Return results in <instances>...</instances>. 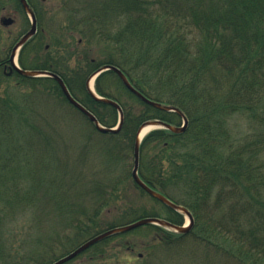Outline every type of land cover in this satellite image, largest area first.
<instances>
[{"label":"trees","instance_id":"16d2710c","mask_svg":"<svg viewBox=\"0 0 264 264\" xmlns=\"http://www.w3.org/2000/svg\"><path fill=\"white\" fill-rule=\"evenodd\" d=\"M66 1L62 12L70 20L53 30L48 50L42 31L38 50L26 43L20 67L35 69L29 55L40 53L45 69L59 74L105 127L118 124L119 112L97 101L87 80L107 64L147 98L179 108L188 118L185 132L150 130L140 144L138 171L145 184L187 208L194 226L182 234L145 225L65 264L84 255L101 264L119 248L153 256L161 248L188 255L193 264H264V0H77L74 8ZM14 6L29 24L19 0ZM31 7L42 16L36 0ZM56 22L51 16L49 27ZM93 45L98 58L91 56ZM5 62L9 55L1 53ZM13 71L8 77L0 70V86L8 84L0 92V264H52L88 239L145 217L183 225V214L132 177L141 125L159 119L179 126L178 114L146 104L114 71H105L96 78L97 94L117 101L124 118L119 132L103 133L54 79ZM49 97L89 127L78 158L65 164L57 156L55 129H40L36 108L50 105ZM238 119L246 127L236 132ZM12 159L35 171L4 180L2 168ZM86 163L91 169L84 172Z\"/></svg>","mask_w":264,"mask_h":264},{"label":"rangeland","instance_id":"374dc122","mask_svg":"<svg viewBox=\"0 0 264 264\" xmlns=\"http://www.w3.org/2000/svg\"><path fill=\"white\" fill-rule=\"evenodd\" d=\"M62 1L63 0H36L37 7L39 10H41L42 13L41 17L44 18L43 23V30L44 35H46V39H44V43L42 47L46 44H50L49 36L53 35L55 29H58L62 23H66L70 20L69 14L67 15L64 11L62 12ZM66 2L69 3V7L74 8L76 7L77 0H67ZM42 3V4H41ZM74 6V7H73ZM2 16L11 17L15 19V23L13 25H10L8 27H1L0 23V54H10V46L12 43L18 38L19 33L22 29V26L24 25V21H21L19 16L21 17L20 13L15 12V6L14 1L10 0H0V19ZM53 16L55 19L57 18V25L50 24L49 27V19ZM43 33V32H42ZM40 32V35L42 34ZM78 37V36H77ZM78 39V38H77ZM12 47V46H11ZM32 47V46H31ZM92 58H98L100 57V50H98L97 45H93L92 47ZM33 54L30 53L29 58L32 59ZM35 59V57H33ZM74 62H71V65ZM96 80H93L92 89L94 92L97 93L95 88ZM7 83H4L0 86V92L3 93L7 89ZM13 87L14 82L12 83ZM15 88V87H14ZM11 88H8V90ZM22 90V89H21ZM10 94H5L4 96H9ZM11 97H13L11 95ZM48 102L50 105H37L38 107L37 112L39 115L38 119L39 122H42V127L40 126V129H55L52 130L54 133L56 139H58V143L56 144L58 146L57 150V156L60 158L61 161L64 162H71L74 160V158L79 155V151L83 145V131L84 129H89L87 124L84 122L83 118H81L77 113L73 111V109H68V111H65V109H62L59 107V101L52 100L51 97H49ZM6 101L9 99H5ZM10 103V101H8ZM12 104V102L10 103ZM40 104V103H39ZM56 104V105H55ZM42 107V108H41ZM61 108V109H60ZM68 112V113H67ZM19 115H15V119H18ZM5 119V118H4ZM25 119V118H24ZM24 122V121H23ZM24 123H27L26 121ZM234 125L236 129H234L236 132L244 130V127H246L245 122L239 119L237 122H234ZM178 126V125H176ZM2 129V127H0ZM26 129H30V127H27ZM153 130V129H152ZM148 133V132H147ZM2 142H0V150H1ZM41 151L43 152V147H39ZM1 153V151H0ZM71 160V161H70ZM10 161V160H9ZM8 161V168L6 167V170L4 169V166L2 170H4V174L8 176H4V180H11L13 181L14 178L19 179L20 177L26 176L27 172L35 171L33 169L32 164L30 163V167L27 166V164L24 163H18V160L12 159V162ZM41 162H43V158L41 159ZM5 163V160L3 161ZM2 163L0 162V165ZM92 164V163H91ZM90 168L91 165L89 163H86L85 166L82 167V170H85L87 168ZM11 168V169H10ZM91 169V168H90ZM11 170V171H9ZM95 168H93V171ZM92 171V172H93ZM2 176V175H0ZM2 180L3 182H5ZM15 180V179H14ZM188 223V218L185 216L184 223ZM187 246V245H185ZM188 248V247H187ZM185 248V249H187ZM121 249V248H119ZM117 249L118 253H116V256H112L111 258H108L104 260L101 264H193L191 257L185 254H178L173 253L172 251H164L161 248L159 249L156 254L149 255L148 252L141 251L140 249H137L135 251H127L125 248H122L121 250ZM77 264H94L93 262L88 261L87 255L82 256L77 261Z\"/></svg>","mask_w":264,"mask_h":264},{"label":"water","instance_id":"95a60500","mask_svg":"<svg viewBox=\"0 0 264 264\" xmlns=\"http://www.w3.org/2000/svg\"><path fill=\"white\" fill-rule=\"evenodd\" d=\"M20 2L22 4V7L24 8V11L26 12V14L31 19L32 24H31L30 30L25 35H23L21 37V39L13 47V50H12L10 58H9L12 70H15L16 72H18L19 74H21L25 77H33V78L50 77V78L54 79L58 83L59 87L61 88V90H62L63 94L65 95V97L67 98V100L74 107H76L79 111H81L86 117H88V119L95 125V127L103 133H117V132H119L121 127H122L123 118H124L122 108L117 103V101H115L111 98H107V97H103V96L98 95L96 92L93 91V89L90 86L91 81L95 80L101 73H103L105 71H114L118 75L120 80L122 81L123 85L131 93H133L136 97H138L140 100H142L146 104L153 106L155 108L167 111V112H174V113L178 114L182 119V123L179 126L172 125L168 122H165V121L159 120V119L148 120L141 125V127L139 128L137 135H136V141H135V147H134V167L132 170V177H133L135 183L138 186H140L144 191H146L150 196L159 200L161 203H163L167 207H169V208L183 214L184 216H186L188 218V223H185L183 225H177V224H174L170 221H167V220H164L161 218H157V217L141 218V219H138V220L131 222L129 224L108 229V230L88 239L87 241L82 243L80 246H78L76 249H74L73 251H71L70 253L65 255L64 257L58 259L57 261L53 262L52 264H65V263L75 259L80 254L84 253L87 249H89L93 245H95V244H97V243H99V242H101L107 238L133 231V230H135L139 227L145 226V225L161 226V227H164L166 229L172 230L176 233H182V234L189 233L194 226V218H193L191 212L187 208L175 204L174 202L169 200L166 196L155 191L154 189L149 187L147 184H145L142 181V179L140 178L139 171H138L139 170L140 144H141L143 137L145 136V135L141 136V132H142L143 128L146 126H149L152 129H166V130H169L173 133L181 134V133L185 132V130L188 126V118L186 117V115L179 108H177L175 106L163 105L159 102H156V101H153V100L147 98L141 92H139L137 89H135V87H133V85L128 80L127 76L118 67H116L114 65L107 64V65H104L101 68H99L97 71H95L87 80V88H88V91L90 92V94L97 101L108 103L109 105L115 107L119 112V122L115 127H105V126L101 125V123L98 121V119L95 117V115L92 114L87 108H85L81 103H79L71 95L67 85L65 84L64 80L59 75H57L54 72L45 71V70H26V69L21 68L19 66V64L17 63V58H18V54H19L20 49L36 33V19H35L34 12L32 11L29 4L27 3V0H20ZM12 22L13 21L11 18H5L2 20V23L5 26L10 25Z\"/></svg>","mask_w":264,"mask_h":264},{"label":"flooded vegetation","instance_id":"af4514ba","mask_svg":"<svg viewBox=\"0 0 264 264\" xmlns=\"http://www.w3.org/2000/svg\"><path fill=\"white\" fill-rule=\"evenodd\" d=\"M10 1H14V0H10ZM32 1L34 2L35 0H27V3L29 4V6H30V8L32 9V11L34 12V15H35V19H36V33L26 42V43H29L30 41H32V43H31V46H32V49H34V50H38V48H40L39 46V43H38V35L40 34V32L42 31V32H44V30H43V27H42V19H44V18H42L41 16L40 17H38L37 16V14H36V12L33 10V8L31 7V3H32ZM19 2H20V0H19ZM20 4H21V2H20ZM21 6H22V4H21ZM23 8V7H22ZM23 10H24V8H23ZM15 12H16V10H15ZM25 12V11H24ZM25 14H26V12H25ZM26 16L28 17V21H29V24H25L24 23V25L22 26V29H21V31H20V33H19V35L20 36H18V38L19 39H17V41H15L11 46H10V48H11V50H10V54H9V58H10V55H11V52H12V50H13V47L16 45V43L21 39V37L23 36V35H25L29 30H30V28H31V24H32V22H31V19L29 18V16L26 14ZM5 18H11V17H6V16H2L1 17V19H0V23H1V27H8V26H10V25H13L14 23H15V19L14 18H11L12 19V23L10 24V25H8V26H5V25H3V23H2V20L3 19H5ZM19 18L21 19V21H24V19H23V17L21 16H19ZM41 18V19H40ZM25 43V44H26ZM24 44V45H25ZM24 45L22 46V48L24 47ZM22 48L20 49V51H19V55H20V52H21V50H22ZM44 48H45V50H48L49 49V44H46L45 46H44ZM70 50L71 51H73L74 49H72V47L70 48ZM32 54H33V57H35V59H33V57H32V59H30L29 58V60H30V63H31V65H33V67L35 68V69H31V70H45V71H51V70H49V69H45V67H46V65H45V61H44V57H42V55L40 56V53L39 54H36V52L35 51H32L31 52ZM19 55H18V57H19ZM0 70H2L3 71V73H5L8 77H11V76H13V74H14V71L12 70V68H11V64H10V62H5L4 64H1L0 63ZM51 72H53V71H51ZM54 73H56V72H54ZM57 74V73H56ZM57 75H59V74H57ZM60 76V75H59ZM61 77V76H60ZM50 78V77H49ZM62 78V77H61ZM71 93V92H70ZM72 95V94H71ZM73 96V95H72ZM74 97V96H73ZM75 98V97H74Z\"/></svg>","mask_w":264,"mask_h":264},{"label":"bare ground","instance_id":"6f19581e","mask_svg":"<svg viewBox=\"0 0 264 264\" xmlns=\"http://www.w3.org/2000/svg\"><path fill=\"white\" fill-rule=\"evenodd\" d=\"M95 80H96V79H95ZM92 84H93V81H91V84H90L91 88H92ZM151 129H152V128L149 127V126L144 127L143 130H142V132H141V136L145 135V134H146L147 132H149Z\"/></svg>","mask_w":264,"mask_h":264}]
</instances>
